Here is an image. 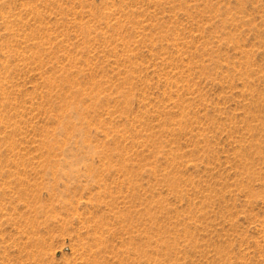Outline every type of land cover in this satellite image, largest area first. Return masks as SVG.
<instances>
[{
  "label": "rangeland",
  "instance_id": "obj_1",
  "mask_svg": "<svg viewBox=\"0 0 264 264\" xmlns=\"http://www.w3.org/2000/svg\"><path fill=\"white\" fill-rule=\"evenodd\" d=\"M0 264H264V0H0Z\"/></svg>",
  "mask_w": 264,
  "mask_h": 264
}]
</instances>
